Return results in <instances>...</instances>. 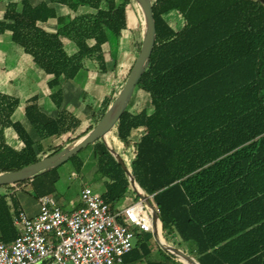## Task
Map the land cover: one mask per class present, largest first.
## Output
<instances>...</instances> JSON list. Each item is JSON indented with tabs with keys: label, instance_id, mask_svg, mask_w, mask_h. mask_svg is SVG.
<instances>
[{
	"label": "trees",
	"instance_id": "1",
	"mask_svg": "<svg viewBox=\"0 0 264 264\" xmlns=\"http://www.w3.org/2000/svg\"><path fill=\"white\" fill-rule=\"evenodd\" d=\"M130 2L7 4L0 33L9 31L12 41L49 76L48 104L54 111L44 110L34 93L25 98L24 120L16 119L21 99L0 91V172L30 165L75 143L69 138L66 144L45 143L80 124L64 104V84L76 79L88 61L107 73V53L114 62L111 70H116ZM56 3L68 6L70 13L58 15ZM152 6L156 38L151 61L114 135L129 145L133 131L144 129L134 143L131 171L144 193L153 195L168 237L188 243V253L201 264H264V1L152 0ZM82 7L89 10L82 12ZM171 12L180 15L176 26L166 18ZM52 18L57 21L55 32L45 27ZM63 37L74 46L71 51ZM127 76L115 93L104 97L90 127L76 140L99 122ZM139 89L147 100L134 112ZM9 130L21 147L9 138ZM89 146L98 160L96 172L105 179L102 196L114 208L134 192L129 177L104 141ZM58 168L0 188L21 185L37 199L55 196ZM134 199L139 200L136 193ZM19 209L16 195L0 193V241L17 236L13 214ZM156 250L159 258L154 259ZM125 259L170 264L175 255L164 251L151 233H141Z\"/></svg>",
	"mask_w": 264,
	"mask_h": 264
},
{
	"label": "built area",
	"instance_id": "2",
	"mask_svg": "<svg viewBox=\"0 0 264 264\" xmlns=\"http://www.w3.org/2000/svg\"><path fill=\"white\" fill-rule=\"evenodd\" d=\"M38 201L33 215L24 209L14 212L18 234L10 242L0 241V264H122L138 232H159L141 199L116 210L86 186L80 206L72 210L52 195Z\"/></svg>",
	"mask_w": 264,
	"mask_h": 264
},
{
	"label": "rangeland",
	"instance_id": "3",
	"mask_svg": "<svg viewBox=\"0 0 264 264\" xmlns=\"http://www.w3.org/2000/svg\"><path fill=\"white\" fill-rule=\"evenodd\" d=\"M87 10H89L88 7H82L80 11L84 12ZM166 18L173 26H176L180 20V15L177 12H171L166 16ZM127 19L128 28L123 32L121 51L118 57V65L116 70H111L114 66V62L110 60L108 53L106 56L109 71L107 73L100 72L94 63L90 61L87 62L86 70L84 72H82V70L81 74L75 79L76 84L71 83L70 89L68 87L66 88V93L68 96L80 98L78 101V107L70 103V107L67 108V111L73 113V115L79 119L80 124L72 132L63 134L59 138L46 140V144H66L68 138L73 139L76 142L78 136L83 134L90 127L92 115L95 111L100 109L104 97L111 93H115V91L120 88L122 82L129 74V71L134 64L138 53L140 52L141 41L144 35L143 15L139 5L135 0H131L127 6ZM63 38L66 41V47L71 51L74 46L67 42V37ZM86 79H89V84H87L88 82ZM15 82L17 84L19 83L18 80ZM18 88L23 90L25 87L21 85ZM146 100L147 94L143 90L139 89L136 93L135 103L133 104L131 110H140L145 105ZM22 106L24 105L22 104ZM20 116L23 117V113L19 110L16 113V119L20 118ZM22 120H24V117ZM111 133H114V129ZM8 134L9 138L11 137L10 139L14 138V143L16 146L21 147V141L16 138L11 130L8 131ZM92 150L93 146L84 148L78 154V157L69 159L58 168L60 179L56 184L57 190L55 192V197L61 206L68 210H72L80 206L81 191L86 186L92 188L94 191L99 192L100 194L105 193L107 190L105 179H103L100 174L96 172L97 161H83V165L79 167V159L86 157L92 152ZM125 163L128 167L130 166V161H125ZM23 188L24 187L21 185H14L9 188H0V193H13V195L17 196L20 207L28 214L33 215L39 210V201L36 197L25 191ZM133 191L135 192L134 189ZM134 192H130L118 200L114 204V209L122 210L126 206L132 204L135 201L134 198L136 192ZM138 234H141V232H138ZM136 241L137 237L134 242ZM153 258H159L158 252H155ZM122 264H147V262H131L128 259H125ZM170 264L186 263L175 256V259L172 260Z\"/></svg>",
	"mask_w": 264,
	"mask_h": 264
},
{
	"label": "water",
	"instance_id": "4",
	"mask_svg": "<svg viewBox=\"0 0 264 264\" xmlns=\"http://www.w3.org/2000/svg\"><path fill=\"white\" fill-rule=\"evenodd\" d=\"M139 5L142 15H143V23H144V35L142 39V44L140 48V52L131 67L127 79L119 91L117 97L113 101V103L108 107L104 115L101 117L99 122L86 134L81 136L72 146L66 147L52 155L46 156L30 165L24 166L22 168L8 171V172H0V186L4 185H12L17 182L32 180L36 176L43 174L53 168H56L67 160H69L72 156L79 153L82 149L86 148L88 145L96 142L97 140H102L106 144V146L110 149V151L116 156L118 161L121 163L125 173L128 175L132 188L135 190L137 195L141 200L145 202L148 208L151 210L155 225L164 239L163 244L157 237L156 232H154V238L158 245L165 251L172 253L177 256L181 260L185 261L186 264H201L197 261L193 256L184 252L180 248L170 244L163 229V222L160 218L159 212L151 201L150 197L144 193L143 191H139L137 188L138 184L131 172V170L126 165L122 156L116 152L114 148H112L106 140L107 135L113 130L120 117L127 109L129 102L132 98L134 90L136 88L137 83L142 77L143 73L148 68L151 55L155 44L156 38V23L154 20L153 14V6L152 0H135ZM264 1V0H263ZM140 188V187H139ZM142 190V189H141Z\"/></svg>",
	"mask_w": 264,
	"mask_h": 264
},
{
	"label": "crops",
	"instance_id": "5",
	"mask_svg": "<svg viewBox=\"0 0 264 264\" xmlns=\"http://www.w3.org/2000/svg\"><path fill=\"white\" fill-rule=\"evenodd\" d=\"M11 1L20 2L21 0H0V19L4 15L7 4ZM39 1L41 0H34L33 2L38 3ZM54 6L56 8L58 15H66L70 13V8L64 4L56 3L54 4ZM45 27L47 30L51 32H55L57 30L56 19L52 18L48 20V22L45 24ZM63 41L66 44L64 38ZM67 42L70 43V40L68 38H67ZM85 70L86 69H84L82 72H84ZM48 79L49 76L45 74L43 70H41L35 65V63L32 60V57L29 56L28 54L26 55L23 48L12 41L11 33L9 31L0 33V91L17 96L21 99V104L18 108V111L20 110V112L23 113V117H24L25 98L34 93H38L39 95V105L49 114L53 113L54 111L53 106L51 104H48V94H49V89L47 88ZM17 80L19 81L20 84L19 83L17 84L15 82ZM88 80L89 79H86V81L88 82L87 84H89ZM75 82H76L75 79L68 80L64 84V93H65L64 104L66 105L67 108L70 107V103L78 107V101L80 98L70 97L66 93V88L68 87L70 89V84L71 83L76 84ZM21 85L25 87L23 90L18 88ZM42 88H43V94H42ZM22 104L24 106H22ZM138 111L139 110H136L134 112H138ZM97 112L98 111H95L94 113ZM23 117L20 116V118L18 119L22 120ZM111 132L106 137L107 143L112 148L116 149V152H118L122 156L124 161H130L129 164L130 166L128 168L131 170V161L134 157V143L137 140H139V138L144 134V129H136L133 131L129 145H125L123 142L119 141L114 135V133L112 134ZM81 160L98 161L97 158L94 157L93 150L86 157L81 158ZM140 189L142 188L140 187ZM152 202L154 203V201ZM154 205L156 206L155 203ZM229 230H231V228H228V231ZM151 234L154 237V234L153 233ZM166 238L167 239L169 238L168 240L170 244L177 246L184 252L188 253V243L184 242L182 244H179L180 238L178 236L170 235L168 237L166 235ZM155 252H157V250Z\"/></svg>",
	"mask_w": 264,
	"mask_h": 264
},
{
	"label": "bare ground",
	"instance_id": "6",
	"mask_svg": "<svg viewBox=\"0 0 264 264\" xmlns=\"http://www.w3.org/2000/svg\"><path fill=\"white\" fill-rule=\"evenodd\" d=\"M137 188L139 189V191H141L142 192V190L139 188V186H137ZM156 234H157V237L159 238V240L163 243V244H165L164 243V239H163V237H162V235H161V232L159 233V232H156ZM191 264V263H190Z\"/></svg>",
	"mask_w": 264,
	"mask_h": 264
}]
</instances>
